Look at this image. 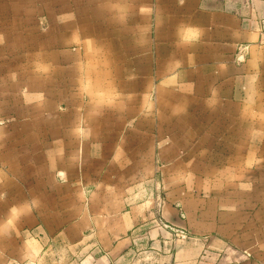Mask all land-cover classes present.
Listing matches in <instances>:
<instances>
[{
	"label": "crops",
	"instance_id": "0c3cea01",
	"mask_svg": "<svg viewBox=\"0 0 264 264\" xmlns=\"http://www.w3.org/2000/svg\"><path fill=\"white\" fill-rule=\"evenodd\" d=\"M0 119V264H264V0H0Z\"/></svg>",
	"mask_w": 264,
	"mask_h": 264
},
{
	"label": "rangeland",
	"instance_id": "374dc122",
	"mask_svg": "<svg viewBox=\"0 0 264 264\" xmlns=\"http://www.w3.org/2000/svg\"><path fill=\"white\" fill-rule=\"evenodd\" d=\"M52 253H53L54 257L56 258V260L59 261L60 258H64V253L65 252L64 251H61L60 252V255H59V249L54 247V248L51 249L50 254L52 255Z\"/></svg>",
	"mask_w": 264,
	"mask_h": 264
},
{
	"label": "built area",
	"instance_id": "2783aa9c",
	"mask_svg": "<svg viewBox=\"0 0 264 264\" xmlns=\"http://www.w3.org/2000/svg\"><path fill=\"white\" fill-rule=\"evenodd\" d=\"M4 124V120L3 119H0V126Z\"/></svg>",
	"mask_w": 264,
	"mask_h": 264
}]
</instances>
